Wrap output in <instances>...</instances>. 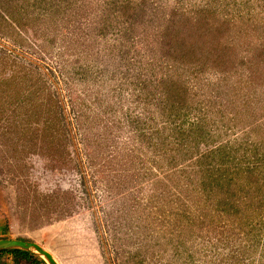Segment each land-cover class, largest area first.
I'll return each mask as SVG.
<instances>
[{"label": "rangeland", "instance_id": "rangeland-1", "mask_svg": "<svg viewBox=\"0 0 264 264\" xmlns=\"http://www.w3.org/2000/svg\"><path fill=\"white\" fill-rule=\"evenodd\" d=\"M204 6L229 69L166 65L160 18ZM0 198L59 264H264V0H0Z\"/></svg>", "mask_w": 264, "mask_h": 264}, {"label": "trees", "instance_id": "trees-1", "mask_svg": "<svg viewBox=\"0 0 264 264\" xmlns=\"http://www.w3.org/2000/svg\"><path fill=\"white\" fill-rule=\"evenodd\" d=\"M8 1V0H6ZM211 8L208 6L201 7L198 10V13L193 16L192 14L188 15V19H186V24L184 28V33L181 35V28L176 24L177 16L179 14L172 13L169 18L165 16V18H160L161 22V30L157 32L158 40L160 44V48L162 50L161 57L169 61L167 64H175L180 62L183 66L190 64L192 62L196 67L199 66V59L201 56L205 59L202 60L203 64H206V61H211V65L219 72L227 71L230 58L228 55L230 51L233 49V46H228L230 42H225L223 45L218 44L217 42H213L216 50L218 52L212 53L210 49L206 48V45L210 42V40L206 39V36H210L209 33H213L214 30L219 31V27H213L210 18H211ZM144 21V20H143ZM159 22V23H160ZM147 23V22H146ZM179 33L180 36L179 37ZM148 34V33H146ZM231 47V48H230ZM206 48V49H205ZM202 49L204 51L202 52ZM215 48H212V50ZM225 50H229L227 53ZM227 57H226V56ZM171 60V61H170ZM217 71V72H218ZM197 76V73H196ZM166 77V76H165ZM160 78L158 84L161 87L162 96L160 103L164 108L165 115L172 116L177 107L180 110L186 107L187 101V86L180 82V85L177 86L175 82L171 78ZM185 110V109H184ZM177 111V110H176ZM203 119L195 117V121H193V128L191 130V126H184V123L181 122L177 125L175 138L179 139L181 145H191L197 144L199 142V137H205L208 135L209 130L206 129L205 123L202 122ZM193 133H197L193 135ZM199 135V137L197 136ZM197 158L198 160L201 158H205L207 155H203ZM225 159L224 156H222ZM224 165V164H223ZM206 171V168L202 169ZM0 264H46L39 256L32 254L30 252L19 250V249H11V250H1L0 251Z\"/></svg>", "mask_w": 264, "mask_h": 264}, {"label": "water", "instance_id": "water-1", "mask_svg": "<svg viewBox=\"0 0 264 264\" xmlns=\"http://www.w3.org/2000/svg\"><path fill=\"white\" fill-rule=\"evenodd\" d=\"M19 249L39 256L46 264H59L55 257L46 248L34 241L24 239H0V251Z\"/></svg>", "mask_w": 264, "mask_h": 264}, {"label": "crops", "instance_id": "crops-1", "mask_svg": "<svg viewBox=\"0 0 264 264\" xmlns=\"http://www.w3.org/2000/svg\"><path fill=\"white\" fill-rule=\"evenodd\" d=\"M3 202L0 198V206H2ZM1 209V207H0ZM3 211L0 210V239H13L12 231L10 230L9 225L5 222L3 218Z\"/></svg>", "mask_w": 264, "mask_h": 264}]
</instances>
